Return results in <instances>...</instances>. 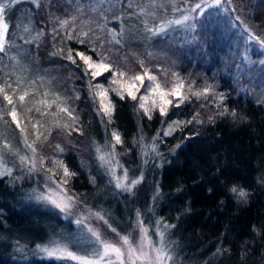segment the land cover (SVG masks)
<instances>
[{
    "label": "trees",
    "instance_id": "obj_1",
    "mask_svg": "<svg viewBox=\"0 0 264 264\" xmlns=\"http://www.w3.org/2000/svg\"><path fill=\"white\" fill-rule=\"evenodd\" d=\"M229 2L247 27L264 35V0ZM135 5V0H18L5 8L8 31L0 52V83L13 66L21 68L37 86L47 83L56 89L67 105L63 116L53 106L42 113L35 106L26 109L29 127L37 122L36 113L56 117L30 140L39 166L115 226L119 213L113 210L168 227L166 239L178 264H264V87L248 77L235 84L230 66L236 61L222 55L227 41L218 18H197L191 41L173 42L164 34L141 39L130 26L123 28ZM62 20L69 23L61 27ZM70 49L76 63L67 59ZM76 52L94 61L104 57L127 76L146 69L169 91L183 82L188 99L181 103L168 96L172 104L161 115L162 101L149 91L152 82L146 78L136 95L151 97L145 105L149 119L142 101L126 93L122 100L111 91L119 87L111 83V72L93 79ZM97 84L109 89L111 122L99 110ZM205 88L210 89L206 96L193 95ZM225 107L236 116L217 115ZM2 117L15 132L8 113ZM168 124L170 135L165 136L161 131ZM103 142L112 143L120 164L140 180L131 192L114 189L93 164L92 146ZM8 157L12 169L0 175V264H69L33 254L57 214L30 200L38 178L15 155ZM65 168L72 175L65 177ZM95 194L102 198L98 203L92 201Z\"/></svg>",
    "mask_w": 264,
    "mask_h": 264
},
{
    "label": "rangeland",
    "instance_id": "obj_2",
    "mask_svg": "<svg viewBox=\"0 0 264 264\" xmlns=\"http://www.w3.org/2000/svg\"><path fill=\"white\" fill-rule=\"evenodd\" d=\"M15 1L18 0H0V8H3L0 16H3L5 23L4 10ZM135 4V14L129 15L127 18L129 23L123 28L130 26L134 37L141 39L164 34L173 42L191 41L195 36L193 30L197 18L207 15L218 18L227 41L222 55H230L236 61L230 66L235 84L237 85L240 77H248L255 80L260 87H264V35L257 34L247 27L233 11L229 0H219V3L216 0H135ZM197 5H200V8H197ZM20 69L13 66L0 83V88H4L14 101L13 105L7 104L3 99L4 94L0 93V173L10 172L12 165L8 156L15 155L20 166L33 177L38 178L39 186L37 189H32L30 200L39 204L43 207L42 209H51L57 214L55 223L51 224L49 235L42 243L34 246L33 254L69 264H80V261L68 258L65 255L66 252L99 261V264H122V262L123 264H155L154 249L163 248L171 256L166 264H178L173 259L171 247L166 239L168 227L157 222L147 225L142 222L137 213H133L128 219L119 211L113 210L115 214L119 213L116 216L115 226V222L112 223V220L102 211L77 201L49 171L39 166L30 140L38 136L39 130L53 125L56 117L54 114L47 116L45 114L41 117L36 113L34 119L37 122L29 127L26 126L23 118L27 113L26 109L35 106L36 110L39 109L38 112L42 113L44 109L53 106L61 112L59 109H67V105L62 94L56 89L47 83L37 86L35 81ZM25 92L28 93L25 101H19L18 97ZM13 106L17 109L19 126L11 116L8 118L14 122L15 132L10 131L9 124L2 117ZM61 113L63 116L66 112ZM60 119L61 117L57 119V122ZM170 128V124L165 125L161 134ZM92 147L93 153L91 150L89 155L94 158L93 164L98 165L114 189L128 192V185L137 178L120 164L112 143L103 142ZM85 150L88 152L87 149ZM118 182L122 187H117ZM99 197V194L93 195L92 201L98 203L102 200ZM93 233L99 235V242ZM124 236L128 237L129 245L136 249L134 255L129 254V245L123 244L121 237ZM103 242L119 247L122 252L121 258L117 259L115 254L110 253L101 259ZM49 251L54 255H49ZM141 252L146 253L147 258L137 259Z\"/></svg>",
    "mask_w": 264,
    "mask_h": 264
},
{
    "label": "snow or ice",
    "instance_id": "obj_3",
    "mask_svg": "<svg viewBox=\"0 0 264 264\" xmlns=\"http://www.w3.org/2000/svg\"><path fill=\"white\" fill-rule=\"evenodd\" d=\"M217 3H219V0H216ZM197 8H200V5L196 6ZM3 12V8H0V13ZM187 19V17H185ZM69 23L68 20H62L60 21L61 27L66 26ZM176 23H180V21H176ZM8 31V24L4 22L3 16H0V52L4 51V44H5V34ZM68 39H72L71 36L68 37ZM75 57H78L80 61L83 62V64L86 66L85 71L91 75L93 79H96L97 77H100L104 75L105 73L111 72L113 79L111 81L112 84L118 85V88H113L111 91L116 92V94L120 97V99H125V93L127 94V97L131 98L132 100H137L139 99L142 101L140 104V108L143 109L145 115L149 116V119H151L150 116V109L146 107L147 101L151 98L150 96H145L141 95L137 97L136 93L140 91L141 87H145V79L151 81V85L149 86V91L152 93L153 96H159L160 100L162 101V105L159 108L160 114L161 115H167V105L172 104V100L167 99L168 96L176 97L180 100L181 103H183L184 100L188 99L186 95L182 92V89L184 88L183 82H180L179 84H176L173 86V88L169 91L165 89L160 83L156 82V77L150 75V73L145 69L143 74H135L134 76H127V74L123 71H116L114 69V66L105 62V58L101 57L100 61H94L91 56H87L82 52H76ZM67 59L72 62L76 63V59L73 57L72 50L70 49L67 55ZM139 82V84H137ZM95 89V96L99 98V103H100V112L103 113L104 116L108 117L109 122H111L112 115L114 112V105L112 101L109 99L108 93L109 89L105 88L101 84H97L93 86ZM210 89L205 88L201 92H193V95L196 96L197 98L201 96H206ZM0 93H3V99L7 102L9 105H13V97L8 95L5 92L4 88H0ZM28 95L27 92L24 94L20 95L18 97L19 101L24 102L25 97ZM221 102L223 101V96L220 97ZM43 103V101H42ZM153 106H155L156 102L153 99L152 100ZM61 112H67L68 110L65 108H60L59 109ZM39 111V109H37ZM226 114H230L233 117L236 116L235 110H232L231 113L228 112V109L225 107L222 112L217 113L219 116H225ZM8 115L12 117V120L14 122H17V125L19 126V121H18V114H17V109L15 106L11 108V110L8 112ZM71 115V113H69ZM213 117H209V120H212ZM73 120H75V117H73ZM193 120H195L197 123L200 121L197 119L196 116L193 117ZM179 123H185V122H177ZM186 123H192V120L187 121ZM35 127V126H34ZM164 135H170V131L164 132ZM112 137L115 141L116 144H121L122 140L120 135L117 132L112 133ZM31 147V145H29ZM114 147V146H113ZM102 158V157H101ZM63 167V165H61ZM0 175H3V173H0ZM64 175L65 177H68L72 175L66 168L64 169ZM140 183V180L134 179L130 182V184L127 187V191L131 192L132 188ZM117 187H122V185L118 182ZM233 193H236L238 190L237 188L233 187L231 189ZM239 196L241 198L246 196V193L243 190L239 191ZM58 207L60 205H57ZM171 227V226H170ZM115 231V229H113ZM142 231H146L145 229H142ZM94 236H96L97 241H100V237L97 233H93ZM161 237H163V233L160 234ZM121 240L124 245H129V240L127 236L121 237ZM103 247V254L101 255V259L103 257L108 256L110 253L115 254L117 259H120L122 256L121 249L111 243L108 242H103L102 244ZM156 252V257H155V264H166V261L168 259H171L170 254H168L163 248H156L154 249ZM128 252L130 255H134L136 252V249L132 248L130 245L128 247ZM49 255H54L53 252L49 251ZM65 255L73 260H78L80 261V264H99V261H93L91 259H88L86 257L82 256H77L74 255L72 252H66ZM141 258H147V254L141 252L140 256L137 257V259ZM123 264V262H122Z\"/></svg>",
    "mask_w": 264,
    "mask_h": 264
}]
</instances>
